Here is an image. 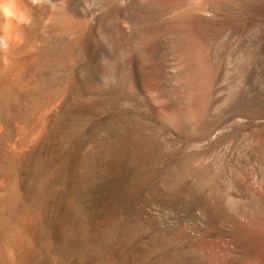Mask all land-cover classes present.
I'll return each mask as SVG.
<instances>
[{
    "label": "bare ground",
    "instance_id": "obj_1",
    "mask_svg": "<svg viewBox=\"0 0 264 264\" xmlns=\"http://www.w3.org/2000/svg\"><path fill=\"white\" fill-rule=\"evenodd\" d=\"M0 264H264V0H0Z\"/></svg>",
    "mask_w": 264,
    "mask_h": 264
},
{
    "label": "rangeland",
    "instance_id": "obj_2",
    "mask_svg": "<svg viewBox=\"0 0 264 264\" xmlns=\"http://www.w3.org/2000/svg\"><path fill=\"white\" fill-rule=\"evenodd\" d=\"M246 8L248 9V10L246 9V12H247V13H251V10H252L251 7H250V6H247ZM250 9H251V10H250Z\"/></svg>",
    "mask_w": 264,
    "mask_h": 264
}]
</instances>
